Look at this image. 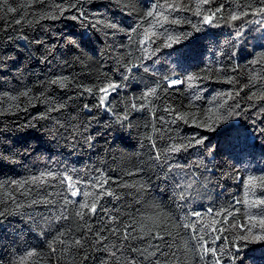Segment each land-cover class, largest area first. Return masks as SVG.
I'll return each instance as SVG.
<instances>
[{
    "label": "trees",
    "instance_id": "1",
    "mask_svg": "<svg viewBox=\"0 0 264 264\" xmlns=\"http://www.w3.org/2000/svg\"><path fill=\"white\" fill-rule=\"evenodd\" d=\"M263 27L264 0H0V264H264Z\"/></svg>",
    "mask_w": 264,
    "mask_h": 264
},
{
    "label": "rangeland",
    "instance_id": "2",
    "mask_svg": "<svg viewBox=\"0 0 264 264\" xmlns=\"http://www.w3.org/2000/svg\"><path fill=\"white\" fill-rule=\"evenodd\" d=\"M262 32H264V27H263V31ZM262 37V36H261ZM256 39H263V37L262 38H256ZM255 41H257L258 43H261V44H263L264 42H261V41H259V40H255ZM257 43V44H258ZM256 44V43H255ZM251 50H253V47H250V51Z\"/></svg>",
    "mask_w": 264,
    "mask_h": 264
},
{
    "label": "built area",
    "instance_id": "3",
    "mask_svg": "<svg viewBox=\"0 0 264 264\" xmlns=\"http://www.w3.org/2000/svg\"><path fill=\"white\" fill-rule=\"evenodd\" d=\"M176 82H180V80L179 79H176Z\"/></svg>",
    "mask_w": 264,
    "mask_h": 264
}]
</instances>
